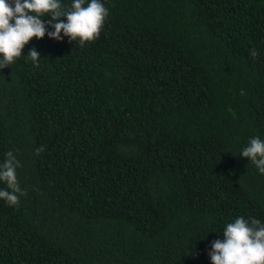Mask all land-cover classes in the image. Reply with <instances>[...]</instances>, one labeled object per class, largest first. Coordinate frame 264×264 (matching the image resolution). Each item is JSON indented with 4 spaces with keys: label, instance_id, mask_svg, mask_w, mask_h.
Returning a JSON list of instances; mask_svg holds the SVG:
<instances>
[{
    "label": "trees",
    "instance_id": "1",
    "mask_svg": "<svg viewBox=\"0 0 264 264\" xmlns=\"http://www.w3.org/2000/svg\"><path fill=\"white\" fill-rule=\"evenodd\" d=\"M100 2L98 38L49 28L0 69V164L27 193L0 198V264H212L227 224L264 223L240 156L264 141V0Z\"/></svg>",
    "mask_w": 264,
    "mask_h": 264
},
{
    "label": "clouds",
    "instance_id": "2",
    "mask_svg": "<svg viewBox=\"0 0 264 264\" xmlns=\"http://www.w3.org/2000/svg\"><path fill=\"white\" fill-rule=\"evenodd\" d=\"M83 4L84 0H72L70 6L59 0H0V69L9 67L33 37L43 38L49 28L54 31H47L48 37L57 41L66 36L69 43L83 45L98 38L108 10L100 0ZM43 14L50 17L47 23L42 21L46 16ZM250 54L254 59L257 56L255 49ZM25 57L38 64L40 54L32 48ZM44 150L41 146L35 154L39 156ZM5 156L0 164V180L6 182L7 188L0 190V198L9 206H18L19 198L27 194L17 179L20 162L12 151ZM240 156L248 158L264 174V141L259 137L251 139ZM208 256L212 264H264V223L254 217H237L225 226L222 238L212 242Z\"/></svg>",
    "mask_w": 264,
    "mask_h": 264
}]
</instances>
